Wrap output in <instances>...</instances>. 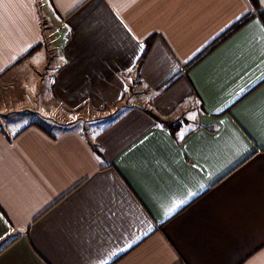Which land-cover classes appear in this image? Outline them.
Listing matches in <instances>:
<instances>
[{"label": "crops", "instance_id": "0c3cea01", "mask_svg": "<svg viewBox=\"0 0 264 264\" xmlns=\"http://www.w3.org/2000/svg\"><path fill=\"white\" fill-rule=\"evenodd\" d=\"M262 73L251 0H0V264H264Z\"/></svg>", "mask_w": 264, "mask_h": 264}, {"label": "rangeland", "instance_id": "374dc122", "mask_svg": "<svg viewBox=\"0 0 264 264\" xmlns=\"http://www.w3.org/2000/svg\"><path fill=\"white\" fill-rule=\"evenodd\" d=\"M3 81H0V84ZM13 83V81H12ZM0 86V92L3 95H11L12 93L17 94L18 92L21 93L23 92V88L19 89V84L13 83L12 85H9L8 87L6 85L1 84ZM14 85V86H13ZM49 80L48 78H45L43 80V83L41 84L40 91L42 95L47 96L49 92ZM7 87V88H6ZM37 109V108H36ZM21 110V111H19ZM82 113L84 112V118L81 119L78 123H76L75 126L76 128H85L86 126H93V127H98L102 125H107L111 119H113L111 116H106L102 115L101 112H98L99 110H92L90 108H83V110H80ZM104 111V110H101ZM77 113V112H76ZM104 113V112H103ZM74 114V113H71ZM1 115V114H0ZM9 116L6 115H1L0 116V123L3 119L1 117H4L6 119H11L15 120L17 124L23 123V121L27 122L29 120L31 121H36L37 123L43 125L44 127H49V128H55V129H60L62 127L61 124L64 123L63 119L58 116H53L50 118L49 115H46L42 112V110L39 108V110H31L29 107H24L21 109H15L9 112ZM102 115V116H101ZM6 116V117H5ZM47 116V117H44Z\"/></svg>", "mask_w": 264, "mask_h": 264}, {"label": "snow or ice", "instance_id": "6c2138e0", "mask_svg": "<svg viewBox=\"0 0 264 264\" xmlns=\"http://www.w3.org/2000/svg\"><path fill=\"white\" fill-rule=\"evenodd\" d=\"M256 3L259 4V5H264V0H256ZM238 19H239V18H238ZM139 47H140L141 49H143L144 45H140ZM141 54H142V52H141ZM130 70H131V69H129V71H130ZM257 79H258V80H264V73H262L260 77H257ZM243 91H244V89H241V92H243ZM237 95H240V93H237ZM229 103H232V101H229ZM224 107L227 108L228 105H225ZM223 110H224V109H216V111H218V112H222ZM191 118H192V119H195V114H194V113L191 115ZM221 123H222V122H221ZM185 131H187V129H185ZM183 136H184V132H181V133L179 134V137H180V138H183ZM204 187H205L204 184H200V185H199V189H198V191H203ZM94 195H98V196H100V197L102 198L103 193L101 192V193H99V194H94ZM196 195H197V192H195V191H187V192H186V195L184 196V198L179 199L178 201H175V202L171 203V205H170L169 207H167L166 211H164V216H165L166 218H167V217H171L174 213H176L179 209H181V206L186 205V204L188 203V201H189L192 197H195ZM95 207H96L97 209H99V208L101 207V202H100V200H97V201H96V205H95ZM111 215H115V213H111ZM128 247L130 248L131 245H129ZM120 251H121V252H124L125 249L121 248ZM113 255H116V253H113Z\"/></svg>", "mask_w": 264, "mask_h": 264}, {"label": "trees", "instance_id": "16d2710c", "mask_svg": "<svg viewBox=\"0 0 264 264\" xmlns=\"http://www.w3.org/2000/svg\"><path fill=\"white\" fill-rule=\"evenodd\" d=\"M251 1L254 4V6L257 8L258 7V4L256 3V0H251ZM152 115L155 116L157 118V120H159L160 123L163 126H165L166 128H168L172 132H175L180 127V124L181 123L178 122V121L166 120V119L160 118L159 116L155 115L154 113Z\"/></svg>", "mask_w": 264, "mask_h": 264}]
</instances>
